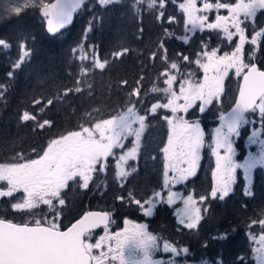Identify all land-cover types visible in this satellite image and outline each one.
Here are the masks:
<instances>
[{"label":"trees","instance_id":"obj_1","mask_svg":"<svg viewBox=\"0 0 264 264\" xmlns=\"http://www.w3.org/2000/svg\"><path fill=\"white\" fill-rule=\"evenodd\" d=\"M50 1L34 0L32 6L16 16L13 6H22L23 0H0V37L11 45L9 49L0 48V164L37 159L43 155L51 140L124 111L130 106L129 93L138 86L136 81L141 77L143 82L139 87L142 88V103L137 105V111L144 114L158 98L164 97L165 93H154L152 88H163L161 84L164 78L161 73L177 60V53L191 58L193 51H199L197 48L201 37L181 45L165 37V28L174 29V26L182 24V17L175 5V2L182 0H166L163 27L155 19L158 7L156 10L148 9L146 0L138 5L140 12H135L131 7L134 0H117L103 8L94 0H86L76 12L71 26L53 37L45 34L43 20L37 12L40 3ZM5 7L11 9V12L3 10ZM167 16H175L176 22L168 24ZM257 26L260 27V24ZM141 27L143 35H140ZM25 37L32 50L31 57L20 68L13 69L19 57L18 45ZM162 40L168 49L167 63L161 59H152L153 52L159 50L162 55L159 49ZM209 42V46L220 47L225 43L219 37H213ZM80 46L89 48L94 58L98 54L101 61L107 60L105 69H96L88 61H81L76 53ZM124 48L129 49L128 54L120 60H114L112 53ZM262 55L264 57V51ZM84 67L88 69L87 74L81 72ZM10 71L14 72L11 78L7 75ZM125 80L128 81L127 85L122 83ZM77 87L81 92L75 91ZM66 89H72L67 96L64 95ZM235 90L236 81L230 83L225 93L228 99L225 109L232 102ZM49 99L54 104L46 107ZM36 101L41 103L36 104ZM24 111L37 115L40 123L46 119L51 120L52 126L40 129L34 121L22 124L19 115ZM210 112L213 110L210 109ZM168 114L163 111H157L155 115L148 114L137 159L132 162V168L136 171L131 172L123 181L111 177L106 170L104 175H97L86 189L75 181H69L68 187L62 190L65 204L59 205L57 209L60 212L57 221L63 228L83 211L93 208L108 211L111 219L117 223L123 219L145 223L150 233L173 242L177 247L192 250L193 260H201L203 256L229 246L234 247L237 242L245 252L250 233L262 231L257 223L264 219V183L258 174L253 179L252 197L243 195L242 181L237 178L233 193L228 198L224 201L213 200L208 195L212 188V160L206 152L201 154L196 175L181 186L185 194H192L194 198L208 196L203 206L209 210L206 213L202 211L203 219L195 230L178 225L167 207H158L151 217L145 218L138 213L136 205L127 202L129 193L144 200L150 193L160 189L163 163L161 149L168 131L163 117ZM216 115L204 112L198 116V122L211 130L217 126ZM246 118L251 121L246 127L258 128L264 139V126L261 125L259 113L249 112ZM246 130L242 127L237 145L242 144ZM0 187H4V184ZM17 193V197L0 198V218L14 223L31 224L36 220L45 223L40 215H29V210H11L13 203L20 202L21 192L14 194ZM118 197L125 199L122 201ZM253 220L257 223L250 227ZM226 229H234L226 243L221 245L210 241L207 248L202 247L203 242L213 236L214 232Z\"/></svg>","mask_w":264,"mask_h":264},{"label":"snow or ice","instance_id":"obj_2","mask_svg":"<svg viewBox=\"0 0 264 264\" xmlns=\"http://www.w3.org/2000/svg\"><path fill=\"white\" fill-rule=\"evenodd\" d=\"M103 8L116 0H97ZM84 0H57L56 4H41L40 11L47 19V31L56 35L66 24L71 23L72 13L81 7ZM145 3V0H134L131 7L135 12H140L138 5ZM147 8L150 10L159 9L155 19L161 27L164 26L166 17V0H146ZM32 6L29 2L19 6H13L14 15L20 16L23 10ZM180 8L185 14V24H191L193 28L199 27L201 31L205 26L208 30H221L225 38L232 42L238 37V42L231 55L225 53L223 56H217V49L198 53V59L195 61L205 73V81L197 83L190 79L181 82L180 92L177 94L173 90V83L177 80L175 75L169 74V69H177L178 64L171 62L168 68L161 73L167 76L164 80L165 88L154 86L152 92H163L167 96V103H155L150 109H146L144 114L137 111V105L142 103V85L143 77L136 81L137 87L129 93V105L124 111L118 112L110 118L102 119L90 127H82L79 131H71L57 139L49 142L47 148L37 159H28L23 163L0 164V181L7 182V189H0V198L14 197V193L23 191L24 198L22 202L12 204L13 210L32 209L39 204L55 207V201L63 206L65 200L62 198V190L68 187V182L77 177L82 181L81 188H88L92 174L99 168L105 171L107 168V158L112 156L113 149L123 146V140L126 137L134 136V147L124 152L117 160L118 179L126 178L130 172H135V168L125 170L123 165L130 160L137 159L138 148L141 135L147 127L146 119L149 113L155 115L158 109H167L172 113L171 116H164L163 119L169 125V137L165 146L161 149L165 156V187L168 185L180 184L189 177H194L200 160V149L203 145V133L198 122H190L179 113H187L193 107L196 101H200L199 110L205 111V106L213 103L214 100H220L224 91L223 80L227 75L228 69L235 68L237 74L243 73L244 83L240 87L239 97L236 105L227 116H221V126L215 131L214 146L212 153L216 156V169L213 171L214 184L211 192L208 194L213 200L224 201L233 193V185L237 180V170L243 171V195L245 197L253 196V171L264 170V139H258L260 132L253 129L247 137V145L258 144L259 151L255 154L249 153L245 156L243 162H237L236 148L233 146L232 137L237 138L241 135V129L251 121L246 118V113H259L261 125L264 126V71H260L256 64L243 62L245 44L258 45L259 37L264 35V28L256 31L248 38L246 29L248 21L256 17L258 11L264 10V0H237L233 4L227 0H216L215 3L205 2L202 8L196 7V0H185L180 4ZM213 9H226L227 16L217 15L215 22H208V16L199 15L196 12H209ZM5 11L11 9L5 7ZM241 15L243 19H241ZM168 24L176 22L175 16H167ZM235 29L230 31L229 29ZM168 36V29L165 28ZM140 35H143V28L140 29ZM184 43L189 42L187 36L178 37ZM10 43L3 37H0V48L9 49ZM207 48V45H205ZM19 57L13 64V69H18L30 59L32 50L29 48L27 38L25 37L19 45ZM159 49L163 50V55L158 50L152 53V59H161L168 62V49L163 42L159 44ZM129 52L128 48L117 50L112 53L114 60H120ZM184 61H189V56L177 53ZM206 58V62L199 57ZM81 59H88L87 56ZM108 61H101L98 54L94 60V68L105 69ZM247 69V71H245ZM86 67L81 69L83 74H87ZM212 71L214 75L208 76ZM11 78L13 71L7 73ZM127 85L128 81L122 82ZM187 85V87H185ZM72 89H66L64 95L67 96ZM77 93L81 89H75ZM131 97H135L132 100ZM183 100V103L178 101ZM40 104V101H36ZM54 101L49 99L46 107H50ZM44 109H41L43 112ZM22 124L34 121L36 127L44 129L45 126L51 127V120L39 122L38 116L29 111H24L19 115ZM138 125V127H133ZM220 149H224V154H220ZM102 159L105 162H101ZM169 171L172 175L169 176ZM264 179V176H262ZM124 200V197H118ZM177 199H181L184 207L177 211L178 223L183 228L195 230L200 225L203 216L202 209L197 206V200L191 194L186 197H180L178 193L167 192L165 199L161 192L156 191L152 196L141 200L136 198L133 193H129L127 202L135 204L142 209L145 216H152L153 210L157 204H167L172 206ZM208 196L201 195L199 202L205 203ZM208 208H203V212H208ZM108 213H87L85 217L73 224L67 231H61L55 223L51 227L41 226V222L36 221L35 226L27 224H15L6 219H0V264H174V261L155 258V253L160 251V237L151 234L147 230V225L140 224L135 229L129 231L125 229L123 233L117 232L112 235L101 237L95 244L88 243L82 237L91 229L99 224L107 227ZM127 224L128 221H125ZM257 221L253 220L252 225ZM261 229L264 230V219L259 220ZM234 229L222 230L215 235L207 238L202 247L207 248L210 241L221 245L230 238V232ZM107 241V251H101L100 256L92 255V250L101 249ZM261 245H264V235L260 237ZM163 253L178 254V249L168 240H164ZM181 251L187 253L188 248ZM202 264H208L203 261ZM216 264H220L217 260Z\"/></svg>","mask_w":264,"mask_h":264},{"label":"rangeland","instance_id":"obj_3","mask_svg":"<svg viewBox=\"0 0 264 264\" xmlns=\"http://www.w3.org/2000/svg\"><path fill=\"white\" fill-rule=\"evenodd\" d=\"M97 2V0H94ZM117 1V0H116ZM29 2V0H23V2L21 4L27 3ZM185 0H182L181 2H177L176 4V8L178 13L180 14V16L182 17V24L181 25H177L174 26V29H169V33H171V36H165L168 37V39H170L171 41L177 43V45H181V44H187L184 43L182 39H179L178 37H183V36H187L189 38V43H191L194 39L201 37L200 38V45L199 48H197L199 51L195 50L193 51V53H191V60L189 61H184L182 59V57L176 55V62L178 64V68L177 69H169V74L170 75H175L177 77V80L173 83L172 87L173 90L179 94L180 92V87H181V82L185 79H190L192 81H195L197 83H203L205 81V73L203 71V69H201L199 67V65L195 62L198 59V53L202 54L204 51H211L212 49H217V56H223L225 53H228L229 55L232 54V52L235 49V45L238 42V37L234 38V40L232 42H229L225 36L224 33L217 29V30H208L205 26L204 30L201 31L199 27L193 28L191 24H185V14L183 12V10L180 8V4L184 3ZM205 2H210V3H215L216 0H196V7L197 8H202L203 4ZM222 2H224V0H222ZM227 2L230 3H237V1H230L227 0ZM243 2H248V0H243ZM30 3H34V0H30ZM42 4V3H40ZM18 5V4H16ZM197 16L199 15H206L208 16V22H215L217 15H223V16H227L228 15V11L226 9H220V10H216L213 9L209 12H196L195 13ZM264 15V10H260L258 11L256 17L254 18V23L252 20L248 21V28L246 29V33H250V35H248V38H251V35H254L255 33L252 31V28L255 27L256 31L260 30V27L257 26V24H259L260 19L262 18V16ZM241 19H243V16L241 15L240 17ZM230 31H235V29H229ZM166 34V33H165ZM174 37V40L173 38ZM213 37H219L221 40L225 41V43L223 44V47L220 46H209V41L213 38ZM191 41V42H190ZM205 45H207V48L205 47ZM249 45V46H248ZM263 45V46H262ZM191 48H193V45L190 46ZM259 47H263L264 48V35L262 36V39L260 41V45ZM253 49H254V45L252 44H245L244 46V54H243V62L246 64L245 59H248L249 57H252L253 54ZM264 51V49H262V52ZM257 52V51H256ZM262 52L259 55L258 61L259 64L264 67V57L262 55ZM76 53L78 54V57L81 61H88L89 64H92L94 66V60L95 58L92 55V51L89 48H85L83 46H80L76 49ZM162 55H163V50H162ZM83 56H87L88 59H81V57ZM187 56V55H186ZM200 59L204 60V62H206V58L202 57V55L199 57ZM170 65V64H169ZM168 65V67H169ZM167 67V68H168ZM214 75V73L212 71H210L208 73V76H212ZM238 74L235 70V68H230L228 69L227 75L224 77L223 80V87H224V91L221 94L220 100L216 101L214 100L212 104L210 105H206L205 106V111L208 114H213L216 113V116H219L220 114H222L225 111V105L228 104V99L227 97H225V93L230 85L231 82H234L237 80L238 78ZM164 80L167 79V76H163ZM164 80L163 83L161 84L163 86V88L167 87V85L164 84ZM185 87H187V85H185ZM167 103V96L166 94H164V97L162 98H158L157 101H155L153 104L155 103ZM178 103H183V100L178 101ZM152 104V105H153ZM199 104L200 101H196L195 104L193 105L192 108L189 109V111L187 113H179V115H182L185 117V119L189 120L190 122H198V116L202 115L203 113L200 112L199 110ZM151 105V106H152ZM151 108V107H150ZM149 108V109H150ZM210 109L213 110V112H210ZM157 111H163V112H167L169 113L167 116H171L172 113L170 112V110L167 109H158ZM167 122V121H166ZM200 125V129L203 133V145L200 149V160H201V154H203L204 152L207 153V155L209 156V158H211L212 160V166H211V170H210V177L212 179V186L214 184V177H213V171L216 169V156L213 155L212 153V147L214 146V137H215V131L217 128H220V125L217 124V126L213 127L211 130L209 128H204L202 126V124L200 122H198ZM95 124V123H94ZM93 125V124H92ZM168 125V123H167ZM90 127V126H89ZM133 127H138V125H133ZM245 127L247 130V134L243 137L242 140V144L241 145H237V140L238 138L233 136L232 140L234 142L233 146L236 148V156L234 157L235 160H237V162H243L245 156H247L249 153H257L259 151V145L258 144H253V145H247V137L251 134V132L253 131L254 128L252 127ZM256 130H258L260 132V130L258 128H255ZM168 137H169V125H168V131H167V138L165 141V144L168 141ZM258 139H262L261 138V133L260 136L258 137ZM135 140L134 136H129L126 137L123 140V146L122 147H117L113 150V155L109 157L107 163V168H106V172L107 174H109L111 177L113 178H117L116 176V172H117V160L118 158L123 155L124 152L128 151L129 149L133 148L135 145L133 143V141ZM164 144V146H165ZM220 154L223 155L224 154V149H220ZM162 157H163V163H162V172H161V186L160 189L157 190L159 192L162 193V195L164 196V198H167V192L170 189L173 192H176L179 194L180 197H186L189 194H185L183 192V190L181 189V186L185 184V182L190 179L191 177H189L186 181H184L183 183L180 184H175V185H168V187H165V176H164V165H165V156L164 153L162 152ZM199 160V162H200ZM132 162L133 160L128 161L127 164L123 165V168L125 170H130L132 168ZM100 174L99 168H97V170L92 174V179L89 181L90 182H94L95 178L97 175ZM105 174V173H104ZM131 174V172H130ZM258 174L261 177L262 182L264 183V179H262V176H264V170H254L253 171V179L255 177V175ZM172 175V172L169 171V176ZM237 178H240V180L242 181V190H243V184H244V178H243V171L242 170H237ZM125 178H120L118 180L123 181ZM77 183V185H81L82 181L77 177L75 180H73ZM121 181L119 182V184L121 183ZM237 182V180H236ZM4 184V187H0V189L6 190L8 185L6 181H0V185ZM234 186V185H233ZM81 187V186H80ZM212 189V188H211ZM21 195H20V202L23 201L24 198V193L21 190L20 191ZM156 192V191H154ZM15 197H17L19 194H14ZM192 195V194H191ZM152 194L150 193L149 196H147L145 199L151 197ZM193 196V195H192ZM194 198V197H193ZM197 200V206L200 207L203 211V204H201L199 202V198H194ZM135 205V204H134ZM167 207V209L170 211V213L172 214L173 219L175 220V222L179 225L178 223V217H177V211L181 208L184 207V204L182 202L181 199H177L176 202L172 205V206H168L167 204H157L156 208L153 210L154 211L158 208V207ZM59 207V203L58 201H55V207H50L48 205H44V204H39L37 207L32 208V209H22V210H29V215H34V216H38L42 219V222L45 223H41L47 226H52L53 223L56 224V226L58 228H61V226H63L62 224H60L59 221H57L56 218L59 217V213L57 211ZM137 211L140 215L144 216L145 218H149L150 216H145L143 214V211L141 208H139L136 205ZM11 210H13V208H11ZM13 211H21V210H13ZM40 215V216H39ZM50 221H47V220ZM37 221V220H36ZM35 221V223H36ZM125 221H128V223L126 224ZM34 223V222H33ZM113 224V223H112ZM140 224H144L143 222H135L132 220H128V219H123L120 222H115V225L118 226L117 227V231L123 233L125 229H128L129 231L135 229L138 225ZM258 228H260L261 226L258 223ZM109 228L104 229L103 233L107 234L109 232ZM152 234V233H151ZM216 233L214 232V235ZM154 235V234H153ZM251 237L253 238V240L251 241L252 243L250 244L251 247H253L254 244H257V247L263 248L264 245H261L260 243V237L261 235H264V230H262L261 232L257 233H250ZM160 242H164L163 239L159 240V244ZM184 247H177L178 249V254L176 256V261L177 263H183L185 260H187V257L189 256V251L187 253H184L183 251H181Z\"/></svg>","mask_w":264,"mask_h":264},{"label":"flooded vegetation","instance_id":"obj_4","mask_svg":"<svg viewBox=\"0 0 264 264\" xmlns=\"http://www.w3.org/2000/svg\"><path fill=\"white\" fill-rule=\"evenodd\" d=\"M230 1H237V0H230ZM259 24H260V29L264 28V15L260 19ZM247 34L250 35L249 32ZM262 36L259 37V41L262 39ZM257 46L258 45H254L255 48ZM109 216L110 217H109V220L107 222V227L104 226L102 228H98L97 230L88 232L85 234V236L82 239H84L88 243L95 244L96 241L100 240L101 237H105V236L112 235V234L119 232V231H117L118 226H116L115 221H113L111 219L110 213H109ZM257 225H258V223H257ZM109 227H110L109 232L107 234H104L103 230L107 229ZM252 240H253V238L250 235V238L248 239L249 245H248V248L245 252L241 250L240 245L237 242L234 245V247L229 246L228 248L218 250V252H216V253L207 254V255L203 256L201 260H197V262L199 264H202L203 261H208V264H216V261L219 260L220 264H264V247L259 249L257 247V244H254L253 247H251L250 244L252 243L251 242ZM170 243L173 244V242H170ZM159 245H160L161 250L155 253V258L163 259L165 261L172 260V261H174V264H179L176 261L177 254L173 255L170 253H163V251H162L163 242H160ZM174 246L177 247L176 245H174ZM101 251H104V252L107 251V241H105V243L102 245L101 249H95L94 248L92 250V255L100 256ZM192 255H193L192 250H189V257L187 258V260H185L183 263H180V264H184L185 262H189V261H195V260L191 259ZM93 264H95L94 261H93Z\"/></svg>","mask_w":264,"mask_h":264},{"label":"water","instance_id":"obj_5","mask_svg":"<svg viewBox=\"0 0 264 264\" xmlns=\"http://www.w3.org/2000/svg\"><path fill=\"white\" fill-rule=\"evenodd\" d=\"M85 1V0H84ZM57 3V0H51L50 2H48V3H46V4H50V5H52V4H56ZM81 7H79L78 9H76V10H74L73 11V13H72V19H71V23H69V24H66V26L63 28V29H61L60 31H59V33L58 34H60L61 32H63V31H65L66 29H68L70 26H71V24H72V22H73V18H74V15H75V13L80 9ZM38 16L41 18V19H43V30H44V32H45V34H47L48 36H51V37H53V36H56V35H58V34H56V35H52V34H50L48 31H47V27H48V24H47V19L42 15V13H41V11H40V7L38 8ZM260 70V69H259ZM245 71H247V69L245 70ZM260 71H262V70H260ZM244 83V80H243V73L241 74V76H240V78H239V81H238V84H237V88H236V92H235V95H234V98H233V101H232V103H231V105L221 114V115H219L218 117H217V121H218V123L221 125V123H222V121H221V116H227V114L228 113H230L231 111H232V109L235 107V105H236V100H237V98L239 97V92H240V87H241V85ZM114 150V149H113ZM109 158V157H108ZM107 158V159H108ZM101 162H105L103 159H102V161ZM101 173H103L104 171H100ZM87 213H107L106 211H100V210H87V211H84V212H82L74 221H72L67 227H65L64 229H60L61 231H67L69 228H71L72 227V225L73 224H75V223H77V221H79V220H81L83 217H85V215L87 214ZM16 224V223H15ZM20 225H24V224H20ZM27 225H29V224H27ZM36 224H32V225H29V226H35ZM41 226H45V227H49V226H46V225H41ZM105 225L104 224H99L97 227H95V228H93V229H91V231H94V230H97L98 228H102V227H104ZM90 231V232H91ZM184 264H198V263H196V262H193V261H189V262H185Z\"/></svg>","mask_w":264,"mask_h":264}]
</instances>
